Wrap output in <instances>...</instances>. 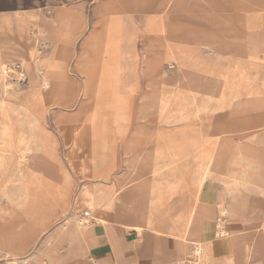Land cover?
I'll return each instance as SVG.
<instances>
[{
  "label": "rangeland",
  "instance_id": "1",
  "mask_svg": "<svg viewBox=\"0 0 264 264\" xmlns=\"http://www.w3.org/2000/svg\"><path fill=\"white\" fill-rule=\"evenodd\" d=\"M241 11L240 0H0V264L36 260L72 215L85 219L89 210L84 225H95L117 209L146 221L155 212L160 218L168 194L183 200L181 189L191 187L190 202L197 197L195 182L217 143L215 123H230L231 110L220 106L247 95L215 92L220 71L246 67L205 42L198 25L215 32ZM109 21H120L118 43H105L101 27ZM184 23L196 32H183ZM112 46L126 81L117 111L113 97L97 109L86 92L94 87L93 61ZM224 80L222 89H230L235 78ZM68 247L57 240L44 263L95 260L92 251L68 254Z\"/></svg>",
  "mask_w": 264,
  "mask_h": 264
},
{
  "label": "crops",
  "instance_id": "2",
  "mask_svg": "<svg viewBox=\"0 0 264 264\" xmlns=\"http://www.w3.org/2000/svg\"><path fill=\"white\" fill-rule=\"evenodd\" d=\"M240 3H245L246 11L234 17L232 14L230 26L215 24L212 32L207 26L198 25V34L201 32L208 40L205 42L215 43L221 51L227 48L231 59L246 67L220 71L223 83L219 85L221 91L218 88L215 92L247 95L239 99L231 95V100L222 102L224 106L219 105L231 112L226 127L219 121L214 126L217 143L213 179L205 180L192 202L188 193L191 187L181 189L183 200L177 197L172 202L168 194L160 218H154L155 212L150 219L141 221L137 215L132 218L112 209L96 220L97 225L83 224L80 229L74 225V230H70L74 240L68 254L80 251L95 254V260L79 264H194L202 253L209 254L203 264H228L231 260L233 264H246L239 257L247 251L246 247L253 252L249 264H264V0H240ZM256 4L261 6V11L255 10ZM182 29L196 32V27L187 23ZM251 48L258 51L251 52ZM256 60L259 68L253 64ZM226 76L235 78L230 89H222ZM165 188L168 190V184ZM177 203L184 207L177 208ZM195 204L200 208H195L188 226ZM190 205L187 213L185 207ZM225 205L228 208L224 213ZM213 214L216 222L210 218ZM219 224L225 231L217 228ZM125 231L135 232L136 239L132 240ZM71 236L67 232H55L52 240L39 251L40 256L27 264H46L44 261L50 252L47 249L65 237L69 242ZM191 254L193 260L185 262ZM55 264H74V261Z\"/></svg>",
  "mask_w": 264,
  "mask_h": 264
},
{
  "label": "bare ground",
  "instance_id": "3",
  "mask_svg": "<svg viewBox=\"0 0 264 264\" xmlns=\"http://www.w3.org/2000/svg\"><path fill=\"white\" fill-rule=\"evenodd\" d=\"M116 19H114V20H116ZM119 23H120V21H119ZM119 23L115 22V21H112V22L109 21L106 23V25L102 24L103 26L101 28L104 30V33H105V37H106L105 43L106 44H113L115 42L118 43L117 39H115L116 38L115 37V28ZM102 48H104V46ZM57 51H58V48H57ZM118 53H120V49L115 50L112 46V50L109 51V56L108 57L107 56L105 57L104 55L100 56L99 58H97L96 60L93 61L92 70L89 69L90 70L89 78H90L91 83L94 85V87H93L92 92H90V91H86V92L88 93V95L91 99V103H92L91 106L94 108H97V109L102 108L103 105H105L107 103V101L106 102H104V101L108 97H113L114 110L117 111L123 107L124 98L127 97L126 93H124V89H125L124 85L126 84V81H125V77L122 73V71H123L122 65L120 62H118V57H119ZM105 60L109 61V63H108V70L109 71L107 70L106 67H104ZM0 69L2 71L6 70V66L4 65V62H2L0 64ZM41 71H42V68H39L38 65H35L34 73L37 75H40V74H42ZM39 78L41 79L40 76H39ZM45 80H46V78L43 79V81H45ZM100 92H102L104 94V97L98 98L96 96ZM106 107H108V106H106ZM25 144H27L26 145L27 149H33L36 147V144H29L26 142H25ZM215 154H216V152L214 150L213 154L211 155V157L209 158L208 162L205 165L204 171L201 173V175L199 176V178L195 182L196 190H199V188L202 186V184L205 182V180L214 173L213 168H215V161H216V155ZM137 156H139V155H137ZM21 158L24 159L25 158L24 155H21ZM242 164H244V162H242ZM244 183H245V181H244ZM4 194H5V197H15L16 198V196H17L16 195L17 193H13L11 190L5 191ZM84 203H85L84 206H86L88 209H92V202L91 201L87 200ZM195 207L196 206L194 205L192 207V210L190 211V215H189V218L187 221L188 226L192 221V216L194 214ZM86 213L91 215L89 210H87ZM87 218L88 217H85V219H81L76 215L75 216L72 215L70 217V220L67 223L62 224V227L59 228L60 230L58 232L60 234L67 232V234H69L71 236L72 231H70V230H74V225L75 226L78 225L79 229H80L81 225L84 224V220H85V222H87V220H86ZM136 229H138V228H136ZM66 237H65V239H67ZM68 240H69V245H71L73 243V240H74L73 236H71V238H69ZM195 246L200 247L199 244H195ZM246 248H247V251L240 254L239 257H241L246 264H249L248 261L251 258L253 252H252V248H249V247H246ZM208 256H209V254H207V253H202L199 256H197L196 257L197 264H203L204 261H206V259L208 258ZM224 256H225V254H224ZM232 261L233 260L229 261L228 264H233Z\"/></svg>",
  "mask_w": 264,
  "mask_h": 264
},
{
  "label": "built area",
  "instance_id": "4",
  "mask_svg": "<svg viewBox=\"0 0 264 264\" xmlns=\"http://www.w3.org/2000/svg\"><path fill=\"white\" fill-rule=\"evenodd\" d=\"M84 215H85V217H89V216H90V215H89L88 213H86V212L84 213Z\"/></svg>",
  "mask_w": 264,
  "mask_h": 264
}]
</instances>
